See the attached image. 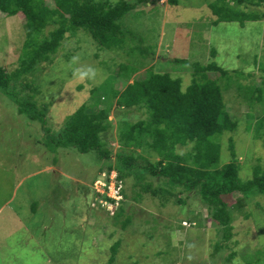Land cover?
Listing matches in <instances>:
<instances>
[{
  "label": "rangeland",
  "instance_id": "374dc122",
  "mask_svg": "<svg viewBox=\"0 0 264 264\" xmlns=\"http://www.w3.org/2000/svg\"><path fill=\"white\" fill-rule=\"evenodd\" d=\"M45 1L53 5L52 0ZM212 1L141 4L123 20L127 27L120 47L110 50L98 49L82 29L71 36L66 33L52 62H42L25 77L36 88L38 104L43 100L48 104L51 118H28L0 92V264H264V195L255 199L261 204L242 200L243 208L233 209V236L215 251L216 241L224 240L197 190L179 193L185 202H177V195L162 202V196L152 192L157 179L145 177L142 183L149 182L150 189H144L131 175L124 180L120 199L131 222L122 226L123 214L116 220L108 216L117 205L98 206L101 196L93 183L109 174L106 158L94 150L80 153L49 140L69 114L91 102L88 84L112 81L114 89L124 87L117 74L120 64L136 69L129 82L144 78L151 66L155 72L180 77L185 88L194 63L214 62L228 75L213 70L208 74L220 86L226 110L236 122L232 131L219 135L222 162L231 159V144L241 179L251 178L255 166L264 169V17L243 25L214 23L216 16L208 7ZM252 8L264 12V4ZM24 23L22 14L0 12V67L12 70L17 64ZM146 116L142 108L111 109V126L102 139L112 160L119 149V122L125 121L127 128ZM142 154L157 160L152 151ZM137 191L141 196L134 200ZM237 196L223 198L231 204ZM242 211H250L251 217L244 218ZM115 241L119 243L109 263ZM232 252L234 257L229 256Z\"/></svg>",
  "mask_w": 264,
  "mask_h": 264
},
{
  "label": "trees",
  "instance_id": "16d2710c",
  "mask_svg": "<svg viewBox=\"0 0 264 264\" xmlns=\"http://www.w3.org/2000/svg\"><path fill=\"white\" fill-rule=\"evenodd\" d=\"M148 1L52 0L53 5H50L45 0H0L1 13L7 16L22 14L25 20V39L17 64L12 70L0 67V92L11 97L18 112L28 118L43 121V116L50 117L46 113L48 104L44 100L38 104L36 88H31L25 77L42 62H52L65 34L71 36L70 33L78 29L85 31L96 42L98 49L120 47L127 27L124 18ZM261 4L264 0H214L208 3V7L216 16L214 23L236 21L243 25L248 20L264 17V12L252 8ZM51 25L55 27L46 33L45 29ZM210 70L220 76L228 75L227 70L214 62L206 65L194 63L191 83L182 88L180 77H173L168 72H155L151 66L144 78L129 82L136 69L120 64L117 74L125 81L121 90L114 89L112 81L98 86L99 83L88 84L91 102L80 105L69 114L57 135L51 137L47 128L43 130L57 146L72 147L80 153L96 151L99 158H106V172L114 170L123 183L127 177L134 175L142 188L150 189V183H142V180L147 176L157 179L152 192L161 195L162 202L168 196L176 195L177 202H185L178 194L197 190L224 240L222 244L218 241L214 244L215 251H219L233 236V209L243 208L242 200L251 204L257 196L264 195V169L255 166L251 178L241 179L231 144V159L222 162L218 139L226 131H232L236 122L230 118L222 90L209 76ZM22 75L25 76L21 79ZM28 88L32 91L25 92ZM79 88H82L81 84ZM99 103L104 106L99 107ZM113 107L142 108L147 116L127 128H124L125 121L119 122V149L112 160V152L105 147L102 137L111 126L108 116ZM188 144L189 149L178 150V146ZM149 151L157 155V160L150 161L142 154ZM234 193L238 194L237 199L228 204L224 195ZM140 196L137 191L132 198L136 200ZM103 197L112 200L105 195ZM124 197L127 195L124 194ZM121 203L111 215L105 209L103 211L115 220L123 214L120 224L125 226L131 222V216L124 214ZM242 216L248 218L251 213L242 211ZM118 243L115 241L110 246L109 263ZM229 256L234 257V252Z\"/></svg>",
  "mask_w": 264,
  "mask_h": 264
},
{
  "label": "built area",
  "instance_id": "2783aa9c",
  "mask_svg": "<svg viewBox=\"0 0 264 264\" xmlns=\"http://www.w3.org/2000/svg\"><path fill=\"white\" fill-rule=\"evenodd\" d=\"M93 184L96 193L98 196H101V199L98 200L100 206H103L106 209H110L111 206H118L120 199L122 198L123 182L118 178L115 171H110L107 176H104L102 181L96 179ZM104 195L112 200L104 198Z\"/></svg>",
  "mask_w": 264,
  "mask_h": 264
},
{
  "label": "clouds",
  "instance_id": "9594fccd",
  "mask_svg": "<svg viewBox=\"0 0 264 264\" xmlns=\"http://www.w3.org/2000/svg\"><path fill=\"white\" fill-rule=\"evenodd\" d=\"M111 171H114V170H111ZM122 195H123V193H122Z\"/></svg>",
  "mask_w": 264,
  "mask_h": 264
}]
</instances>
